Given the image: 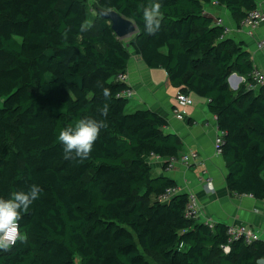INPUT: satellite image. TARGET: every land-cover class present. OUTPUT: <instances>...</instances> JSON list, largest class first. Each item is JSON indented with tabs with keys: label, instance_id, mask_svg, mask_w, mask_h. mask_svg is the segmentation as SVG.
<instances>
[{
	"label": "trees",
	"instance_id": "1",
	"mask_svg": "<svg viewBox=\"0 0 264 264\" xmlns=\"http://www.w3.org/2000/svg\"><path fill=\"white\" fill-rule=\"evenodd\" d=\"M215 1L240 21L256 0H159L160 31H144L149 0H97L133 21L124 44L86 0H0V198L42 189L19 221L26 243L0 251V264H256L264 243L230 244L224 223L210 227L185 214L187 193L164 198L176 182L154 175L150 154L179 156L180 138L158 112L129 105L122 92L130 51L149 69L162 68L173 87L207 102L224 133L221 156L230 193L264 202V85L247 90L254 67L242 43L224 35L205 12ZM244 77L231 90V74ZM100 81L111 89L105 101ZM110 104L90 157L65 160L59 132L83 117L100 119ZM164 167V166H163ZM181 245V246H180Z\"/></svg>",
	"mask_w": 264,
	"mask_h": 264
},
{
	"label": "crops",
	"instance_id": "2",
	"mask_svg": "<svg viewBox=\"0 0 264 264\" xmlns=\"http://www.w3.org/2000/svg\"><path fill=\"white\" fill-rule=\"evenodd\" d=\"M261 10L264 14V3ZM205 12L214 19H221L227 28V36L236 43H242L254 65L264 68V51L255 49V41L264 36V22L255 36H249L226 8L215 1L205 6ZM126 73L128 87L132 91L129 105L163 115L168 121L165 130L180 138L182 148L179 155L190 151L198 154L194 163L177 164L171 171L164 170L163 162L156 160L152 165L153 174L168 176L176 182V187L181 192L195 195L196 220L211 225L245 223L264 233V202L249 195H235L226 188V165L222 156L215 153L217 126L215 117L207 108V102L194 94H188L191 104L183 109L184 119L178 120L174 117L173 110L177 105L179 89L171 85L165 70L149 69L140 56L130 51ZM205 170L213 178L211 185L204 182L202 172ZM257 259L263 261L264 255Z\"/></svg>",
	"mask_w": 264,
	"mask_h": 264
},
{
	"label": "clouds",
	"instance_id": "3",
	"mask_svg": "<svg viewBox=\"0 0 264 264\" xmlns=\"http://www.w3.org/2000/svg\"><path fill=\"white\" fill-rule=\"evenodd\" d=\"M161 8L159 0H149L148 4L143 6L146 35L155 36L160 31L163 18ZM90 27L87 21L82 22L80 31H87ZM96 86L102 90L105 101H110L111 89L100 81L96 82ZM97 111L100 119L86 116L77 120L74 126L70 125L59 132L58 140L63 145L65 160L83 163L90 157L101 130L107 126L106 118L110 104L104 103ZM41 192L39 185L32 184L27 191L19 190L11 193L8 199L0 198V251H9L18 240L26 243V240H21L19 236V221L22 219V213H27L33 202L40 198Z\"/></svg>",
	"mask_w": 264,
	"mask_h": 264
},
{
	"label": "built area",
	"instance_id": "4",
	"mask_svg": "<svg viewBox=\"0 0 264 264\" xmlns=\"http://www.w3.org/2000/svg\"><path fill=\"white\" fill-rule=\"evenodd\" d=\"M264 0L260 2L256 0V8L250 11L239 23L240 27L245 30L246 34L249 36H255L256 31L259 29L261 24L264 22V14L261 10L262 4ZM216 24L223 25L221 19H217ZM224 35H227V28L224 26ZM255 49L257 51H264V36L260 37L255 41ZM264 67V60H263ZM250 79L246 83V79L242 76H238L237 74H231L227 81L230 87H238L241 83H246L247 90H254L262 85H264V68H260L258 66L253 67L251 74L249 75ZM116 79L120 81L127 82V73L121 72L116 75ZM122 95L130 98L132 96V91L127 89L122 92ZM177 105L173 110V115L178 120L184 119L183 109L191 104V101L188 97V94H184L181 92L177 93L176 96ZM216 136L214 139L215 145V153L217 155H221L222 153V145L224 144V133L216 129ZM198 158V154L196 152L190 151L189 153L182 154L179 156H172L167 158L166 160H162L160 157L150 154L148 161L150 164H153L154 161H162L163 168L166 171H171L175 168L177 164L189 165L194 163ZM204 182L207 185H211L213 178L212 176L206 173V170L202 172ZM177 192H181L178 187L170 188L166 190L164 198H167L171 194H175ZM237 195V194H235ZM196 197L193 193L187 194V205L185 214L188 218L196 219L197 218V208H196ZM210 227L212 225L210 223H206ZM226 235V243L221 246V249L224 253H228L230 249V244L235 241H242L244 244L251 245L254 242H263L264 243V233L260 232L259 229L245 224V223H235L227 225L225 229ZM181 246V245H180Z\"/></svg>",
	"mask_w": 264,
	"mask_h": 264
},
{
	"label": "water",
	"instance_id": "5",
	"mask_svg": "<svg viewBox=\"0 0 264 264\" xmlns=\"http://www.w3.org/2000/svg\"><path fill=\"white\" fill-rule=\"evenodd\" d=\"M96 12L100 18L109 22L111 30L118 39L123 40L125 38L132 37L137 33V27L135 23L121 15L116 10L96 8ZM229 88L231 90L236 89V87L232 88L230 86Z\"/></svg>",
	"mask_w": 264,
	"mask_h": 264
},
{
	"label": "rangeland",
	"instance_id": "6",
	"mask_svg": "<svg viewBox=\"0 0 264 264\" xmlns=\"http://www.w3.org/2000/svg\"><path fill=\"white\" fill-rule=\"evenodd\" d=\"M96 6H97V0H86L87 11L90 13V17H89L87 23L89 25H91V27L86 31L87 33H92L95 30V27H96L95 8H96ZM130 38L131 37L123 39L122 40L123 43L126 44ZM257 264H264V260L262 261V260L257 259Z\"/></svg>",
	"mask_w": 264,
	"mask_h": 264
}]
</instances>
